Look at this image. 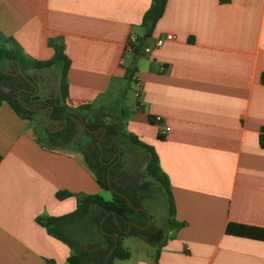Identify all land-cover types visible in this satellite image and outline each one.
I'll use <instances>...</instances> for the list:
<instances>
[{
  "label": "crops",
  "instance_id": "0c3cea01",
  "mask_svg": "<svg viewBox=\"0 0 264 264\" xmlns=\"http://www.w3.org/2000/svg\"><path fill=\"white\" fill-rule=\"evenodd\" d=\"M150 3L0 0V44L42 61L54 55L50 39L60 44L69 112H114L126 134L154 148L181 224L154 243L125 236L129 256L115 264H264V240L226 232L229 223L264 228V0H167L129 52ZM166 32L174 38L154 46ZM68 144L47 145L32 116L0 102V264H69L70 247L37 218L68 213L87 194L108 198Z\"/></svg>",
  "mask_w": 264,
  "mask_h": 264
},
{
  "label": "trees",
  "instance_id": "16d2710c",
  "mask_svg": "<svg viewBox=\"0 0 264 264\" xmlns=\"http://www.w3.org/2000/svg\"><path fill=\"white\" fill-rule=\"evenodd\" d=\"M166 1L151 0L150 6L142 15L143 34L139 37L138 44L150 36L156 21L164 11ZM228 1L220 0V2ZM4 43V45L0 44V64L4 60L11 61V64L15 62V66H18L22 73L23 70L28 68L44 69L54 62L60 64L59 95L61 100L59 99L60 96L59 98H49L45 101V104L48 105V119L64 120L66 110L64 103L66 95L65 74L69 59L63 53L61 45L50 39L48 43L53 47L54 55L52 58L42 61L23 56L14 41L6 39ZM3 70L0 65V85H12L16 75ZM133 71V66L127 67L126 75L129 82ZM17 76L24 80L26 88H32L31 77L27 74L23 76L20 73ZM260 80L264 83V72L260 74ZM28 95L29 91L26 90H23V95L20 93L19 98L5 94L0 96V102L5 100L17 113L30 118L36 108L32 106ZM70 117L72 116L69 114L66 116V119L70 121L69 125L62 124V128L56 131L46 129L47 138L44 139V142L47 145L56 146L69 143L68 146L77 147L74 141H71L76 132V123ZM116 134L115 128L105 126L99 141H95L90 148L77 147L83 153L84 160L93 172L97 183L103 190L110 191L113 196L105 198L100 194H87L81 197L75 209L68 213L37 218V221L48 233L70 247L71 253L67 257L69 264H115V259H124L129 256L128 249L122 244L123 238L127 235L142 237L149 243L155 242L145 226L146 212L140 209L143 206L140 204L137 188L131 185H118L112 181L116 166L109 167L110 163L101 155L103 152H114V137ZM124 135L132 144L142 148L147 155L144 166L145 172L165 194L168 215L167 227L179 226L181 222L173 218L174 201L169 181L160 170L154 148L132 134ZM259 144L264 147V127L261 128L259 133ZM67 194L66 191H60L57 193V197L62 198ZM124 217H127V219H124ZM226 232L264 240V228L252 225L229 223Z\"/></svg>",
  "mask_w": 264,
  "mask_h": 264
},
{
  "label": "rangeland",
  "instance_id": "374dc122",
  "mask_svg": "<svg viewBox=\"0 0 264 264\" xmlns=\"http://www.w3.org/2000/svg\"><path fill=\"white\" fill-rule=\"evenodd\" d=\"M5 43H3L4 45ZM13 62V61H12ZM14 63V64H13ZM4 60L1 62V68L13 73L15 71V62ZM27 74L31 77L32 88L29 91V98L32 106L36 108L31 114L35 120L36 131L38 136L45 139L44 132L46 129L52 130L62 124L69 125L70 121L66 119L69 114L76 118V132L71 141H74L78 148H90L95 141H99L105 126H111L116 129L117 134L114 137V152H103L101 155L108 163L109 167L116 166L112 181L118 185L135 186L138 190L140 204L146 212L145 226L151 233V238L155 241H161L168 235L167 227V204L165 194L145 172V151L132 144L121 125L115 119V113H92L85 112L82 116L70 113L67 106L65 110V119L60 123L55 120L48 119V105L45 101L49 98H59V82H60V64L54 62L51 66L44 69L28 68L23 70V76ZM25 87L24 80L16 75L12 85H0V96L8 94L11 97H20L23 95ZM131 89L127 91L126 97L130 98ZM61 100V96L59 98ZM102 126V127H101ZM75 147V146H74ZM76 147V148H77ZM108 198L113 194L108 191L104 192ZM127 219V217H124ZM134 238V237H132Z\"/></svg>",
  "mask_w": 264,
  "mask_h": 264
},
{
  "label": "built area",
  "instance_id": "2783aa9c",
  "mask_svg": "<svg viewBox=\"0 0 264 264\" xmlns=\"http://www.w3.org/2000/svg\"><path fill=\"white\" fill-rule=\"evenodd\" d=\"M173 38L174 36L172 33L166 32L162 36H158L155 38L154 46H160L164 42V40H171ZM137 44H138V37L134 34H130L128 37L125 49L129 52H132ZM151 48H152L151 45L145 44L143 46V51L149 52ZM130 83L134 86V95L138 96L139 95V82L135 80L134 78H131ZM159 119H160L159 116L154 117L155 121H158ZM166 129H168V127H166Z\"/></svg>",
  "mask_w": 264,
  "mask_h": 264
},
{
  "label": "flooded vegetation",
  "instance_id": "af4514ba",
  "mask_svg": "<svg viewBox=\"0 0 264 264\" xmlns=\"http://www.w3.org/2000/svg\"><path fill=\"white\" fill-rule=\"evenodd\" d=\"M19 67L18 66H15V71L13 72V74L14 75H17L18 73H20V74H22L23 75V73L22 72H19ZM21 89H23V90H26V91H30L31 89H28V88H26V87H24V86H21Z\"/></svg>",
  "mask_w": 264,
  "mask_h": 264
},
{
  "label": "water",
  "instance_id": "95a60500",
  "mask_svg": "<svg viewBox=\"0 0 264 264\" xmlns=\"http://www.w3.org/2000/svg\"><path fill=\"white\" fill-rule=\"evenodd\" d=\"M3 71H6V70H3ZM6 72H8V71H6ZM19 72H21L20 70H19ZM55 121H60V120H55ZM45 136H46V134H45ZM109 255V254H108ZM108 255H107V257H108Z\"/></svg>",
  "mask_w": 264,
  "mask_h": 264
}]
</instances>
